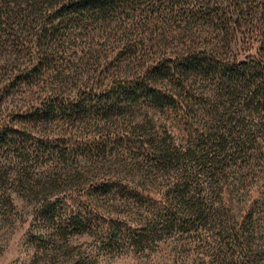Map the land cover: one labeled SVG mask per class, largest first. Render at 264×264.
Instances as JSON below:
<instances>
[{
	"label": "trees",
	"instance_id": "1",
	"mask_svg": "<svg viewBox=\"0 0 264 264\" xmlns=\"http://www.w3.org/2000/svg\"><path fill=\"white\" fill-rule=\"evenodd\" d=\"M37 4L44 9L27 15L19 0H0V71L8 72L0 79V112L2 106L15 109L7 117L0 115V163L5 159L28 164L55 150L64 153L59 147L69 145V140L47 135L54 121L74 126L85 119L98 125L128 120L120 136L101 135L91 146L101 152L113 143L127 142L147 153L152 166L168 165L175 172L172 194L162 200L128 192L146 213L134 239L143 241L146 235L151 240L202 220L211 207L198 178L205 175L213 191L224 190L237 180V173L243 176L242 168L254 157L252 149L261 146L264 116L258 120L257 113L264 111V0ZM174 27L199 36H187L181 48L168 52ZM96 33L119 45L109 61V55L99 54L95 60L102 65L96 70L119 71L75 76L67 90L51 87L49 72L57 70L63 58L70 70L80 45L91 50ZM203 35L205 40H199ZM121 70L131 71L120 75ZM23 99L28 100L27 108ZM138 107L146 112L143 118L135 117ZM101 187L113 184L104 182ZM46 213L53 214L50 209ZM229 230L234 231L233 240L240 239L239 230ZM112 231L118 239L117 231H124V226L113 224Z\"/></svg>",
	"mask_w": 264,
	"mask_h": 264
},
{
	"label": "rangeland",
	"instance_id": "2",
	"mask_svg": "<svg viewBox=\"0 0 264 264\" xmlns=\"http://www.w3.org/2000/svg\"><path fill=\"white\" fill-rule=\"evenodd\" d=\"M37 1L19 0L22 13L29 15L37 8L44 9L38 7ZM172 34L175 37L169 38L168 52L181 48L187 36H199L190 30L182 34L175 27ZM96 36L91 50L84 43L79 44L81 52L73 57L72 69L67 70L68 59H60L57 70L49 72L51 87L67 90L73 86L71 78L75 76L119 71L96 70L102 65L95 60L99 54L109 55V61L119 50L115 41L109 38L105 42L98 33ZM199 40H205L204 35ZM91 51L96 55L92 56ZM130 71L121 70L119 74ZM5 73L8 72L0 71V79ZM55 77L59 79L55 81ZM68 93L65 94L70 96ZM41 94L38 96H44ZM27 101H21L25 108ZM1 109L6 117L15 110L11 106ZM137 109L135 117L143 118L145 110ZM259 116H264V111L257 113V119ZM127 121L98 125L85 119L74 126L54 121L48 126L47 135H63L69 140V145L59 147L64 153L53 149L54 154L28 164H12L3 159L0 264H264V135L260 148L252 149L256 150L252 161L242 168L243 176L237 173V180L227 185L228 189L213 191L209 178H198L211 207L202 220L187 229L176 226L161 237L150 240L144 235L143 241H138L132 235L140 229L139 222L146 213L144 206H138L141 202L137 197L128 192L135 190L162 200L171 193L175 172L168 165L152 166L147 153H139L127 142L113 143L101 152L91 146L93 140L101 141V135L113 132L120 136L127 129ZM104 182H111L113 187H101ZM49 209L51 216L46 215ZM73 217L79 220L74 221ZM116 223L124 226V231H117L118 239H113L110 233ZM232 227L240 231V239H232Z\"/></svg>",
	"mask_w": 264,
	"mask_h": 264
}]
</instances>
